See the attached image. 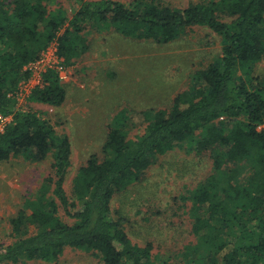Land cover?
<instances>
[{"label": "trees", "instance_id": "trees-1", "mask_svg": "<svg viewBox=\"0 0 264 264\" xmlns=\"http://www.w3.org/2000/svg\"><path fill=\"white\" fill-rule=\"evenodd\" d=\"M51 0H0V114L13 120L0 136V162L52 157L53 176L10 221L14 242L0 264L55 263L67 248L93 253L103 264H158L154 246L133 241L111 203L144 176L159 155L187 143L209 151L211 174L182 200L194 241L182 252L192 264H264V82L253 67L264 59V0H204L183 8L158 0H70L69 17ZM114 29L136 39L169 43L187 28L206 26L222 37L221 56L192 75L170 109L152 110L144 132L130 137L135 115L122 110L102 147L65 189L72 148L66 135L32 110L16 108L26 69L54 41L64 66L89 50L84 33ZM243 70L240 82L237 73ZM66 88L56 68L42 74L33 102L59 107ZM142 115V114H140ZM145 115V113H143ZM52 191V192H51ZM51 192V193H50ZM60 205L72 223L60 216ZM33 228L34 231L29 230Z\"/></svg>", "mask_w": 264, "mask_h": 264}, {"label": "rangeland", "instance_id": "rangeland-1", "mask_svg": "<svg viewBox=\"0 0 264 264\" xmlns=\"http://www.w3.org/2000/svg\"><path fill=\"white\" fill-rule=\"evenodd\" d=\"M117 1L129 5L134 0ZM158 1L183 8L204 0ZM58 6L69 17L78 9L70 0L49 3L51 9ZM84 33L89 50L74 64L63 65L60 72L67 93L61 106L33 102L32 91L16 100L20 112L35 111L48 119L59 135L68 136L72 157L65 189L70 198L79 168L92 154L102 157V147L119 111L135 115L130 137L141 135L150 112L170 109L175 97L191 85L194 72L221 56L223 45L222 37L206 26L187 28L169 43L126 37L114 29L97 31L90 26ZM253 69L254 75L264 82V59ZM242 74L240 69L238 82ZM52 162L51 156L37 162L23 157L0 162V249L16 239L11 235L10 221L27 201L35 198L44 185L53 190L47 182L53 176ZM212 169L209 151L197 152L187 143L176 145L159 155L140 181L114 196L111 214L126 219V230L134 242L153 244L158 264H192L182 257L185 246L194 241L187 214L189 203L182 196L203 182ZM60 216L67 223L74 221L61 205ZM20 264L103 263L91 252L67 248L55 263L22 260Z\"/></svg>", "mask_w": 264, "mask_h": 264}, {"label": "built area", "instance_id": "built-area-1", "mask_svg": "<svg viewBox=\"0 0 264 264\" xmlns=\"http://www.w3.org/2000/svg\"><path fill=\"white\" fill-rule=\"evenodd\" d=\"M49 67L56 68L59 73L63 70L62 59L58 56L57 42H52L41 54V56L34 62L26 66L29 70L30 76L20 83L18 90L15 93L16 100H20L26 94H29L37 86L42 84V74ZM23 85V86H22ZM29 90L24 92L23 88ZM18 110V107L16 108ZM22 111H26L23 109ZM13 120L12 114H0V136L5 132L7 127Z\"/></svg>", "mask_w": 264, "mask_h": 264}]
</instances>
